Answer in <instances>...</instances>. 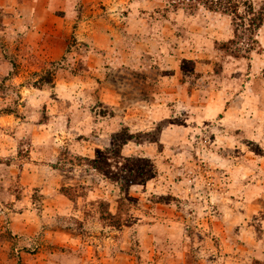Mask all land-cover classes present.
I'll return each instance as SVG.
<instances>
[{"label":"rangeland","instance_id":"374dc122","mask_svg":"<svg viewBox=\"0 0 264 264\" xmlns=\"http://www.w3.org/2000/svg\"><path fill=\"white\" fill-rule=\"evenodd\" d=\"M0 0V264H264V0Z\"/></svg>","mask_w":264,"mask_h":264},{"label":"trees","instance_id":"16d2710c","mask_svg":"<svg viewBox=\"0 0 264 264\" xmlns=\"http://www.w3.org/2000/svg\"><path fill=\"white\" fill-rule=\"evenodd\" d=\"M226 1V4H227V6H229L230 8H225V9H232L231 8V6L233 5V2H232V0H225ZM220 1H213V3H212V8H220Z\"/></svg>","mask_w":264,"mask_h":264}]
</instances>
